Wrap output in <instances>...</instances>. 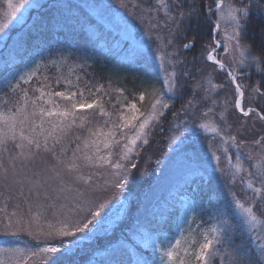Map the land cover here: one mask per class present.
I'll return each instance as SVG.
<instances>
[{
	"label": "snow or ice",
	"instance_id": "6c2138e0",
	"mask_svg": "<svg viewBox=\"0 0 264 264\" xmlns=\"http://www.w3.org/2000/svg\"><path fill=\"white\" fill-rule=\"evenodd\" d=\"M4 3L6 10L0 12V36L4 37L8 35L6 29L10 24L24 20V12L42 7L33 0H4ZM241 4L237 6L232 0L227 3L226 0H215L214 7L205 4L201 10L197 0H155L154 6L144 9L149 16L157 14L156 23L148 21V28L143 33L147 41H141L145 47L134 49V52L137 62L146 73H154L157 81L164 85L163 88H157L152 84L150 90L145 89L139 94L140 102H144L146 96L149 97L147 110L138 107L135 98L129 101L128 97L122 96V89H115L121 93L116 101L121 107L116 109L115 114L106 110L103 100L108 91L103 85H97L93 92L88 87V81L82 88L79 75L75 77V82L63 75L57 76L55 84L63 82V91H54L51 83H41L40 87H33V95H30L29 88L22 85H30L39 69L47 68L43 61L27 72L4 80L3 86L14 99H4L0 103V187L8 193L5 195L0 191L4 204L0 212L6 214L0 219V236L10 238L5 243L11 245L13 241L20 240L22 232H27L35 244L0 247V264H29L36 257L40 258L39 264H79L77 257L84 250L85 242L107 233L114 223L113 216L124 211L122 196L116 203L110 204L109 199L101 198L99 193L115 195L126 188L128 175L131 169L136 168V163L132 162L133 155L138 156L140 148L149 144L150 131L161 123V118L178 101L183 103L179 110L172 113L174 120L180 114L192 118L185 119L183 124L173 123L171 128L183 127L189 135H195L197 128L214 134L206 142L207 158L204 155L197 157L194 147L193 155L188 158L193 180L198 178L201 181L192 190L193 204L176 217V232L173 236L169 237L160 230L164 225H159L154 235L146 236L145 248L151 250V260L131 252L126 261L123 255L114 252L106 264H154V261L156 264H217V261L219 264H264V235L259 232L252 235L256 225L264 223V219L254 211L257 204L264 210V135L252 141L261 149L256 157L259 162L254 165L256 172L253 173L245 169L240 160V145L246 140L237 142V136L230 134L232 125L225 120L228 100L223 102L224 112L218 114L223 128L221 124H215L214 119L211 128L206 121L197 123V105L210 102V106L201 111L202 117H208L219 103L210 92L223 85H215L211 78H206V84L211 86L208 88L197 81L191 85L189 98L185 100V82L189 78V70L185 68L177 71V65L185 63L180 51H192L199 44V55L194 57V61L211 62L227 73L236 95L232 107L244 118L255 114L256 118L264 121V91L261 90L260 81L252 86L247 105L244 91L247 85L237 82L238 76L243 78L250 75L248 71L241 72L240 69L254 67L258 74L264 75V68L261 67L264 61V3L261 0H248L244 4L241 0ZM137 6L132 7L134 9ZM128 7L126 0H119L120 9L128 10ZM160 13L165 17L163 21L159 20ZM129 15L135 16V12H129ZM253 15L262 21L259 40L252 37L249 31ZM225 20L230 23L231 30L223 39H217ZM129 23L124 17V22L117 26L135 38ZM153 29H167V36L162 31L153 34ZM207 29L212 30L211 40L203 42L208 34ZM187 31L193 32L190 38L186 35ZM178 38L187 40L179 49L174 43ZM254 47L258 52L253 51ZM169 48L172 51H168ZM221 48L225 55L230 56L229 64L223 58H218L221 57ZM63 62H66L63 56L59 61H49L57 66ZM86 66V62L73 65L69 69V76L76 68L83 69ZM47 80L45 76L44 81ZM85 88L92 99L86 96ZM201 88L203 94L197 99V90ZM97 93L101 95L97 96ZM254 103L259 104V107L251 106ZM113 108H116L115 104ZM97 117L103 118L102 121ZM237 123V133L245 137L251 131L247 121ZM81 132L85 134L81 135ZM226 132L229 134L226 135ZM186 138H181L179 144H183ZM217 138L225 146L223 151L228 165L234 167L235 171L225 173L220 167L221 156L217 155L212 144V140ZM229 144L237 152L234 166L226 147ZM116 145H120V148L114 158ZM38 157L44 163V157H50L54 164L39 170L24 171L26 162L35 163ZM246 159L253 160V154L247 153ZM17 161L20 162L19 167ZM245 171L248 177L254 175L260 184L254 187L252 179L241 180L253 193L248 198L250 204L245 206L234 192H229L231 199L222 205L214 196H210L209 203L216 206L209 216V226L201 227L197 223L195 195L202 188L207 189L212 181L222 180L226 175L234 184L238 173ZM13 199L17 202L11 213H7V203ZM22 204L25 206L23 209ZM117 204L120 208H117ZM230 211L236 219L235 224L229 219ZM237 234L244 237L239 244L234 243Z\"/></svg>",
	"mask_w": 264,
	"mask_h": 264
},
{
	"label": "rangeland",
	"instance_id": "374dc122",
	"mask_svg": "<svg viewBox=\"0 0 264 264\" xmlns=\"http://www.w3.org/2000/svg\"><path fill=\"white\" fill-rule=\"evenodd\" d=\"M50 0H33L34 3H39L45 6ZM15 2V0H14ZM82 6L87 10L89 15H92L99 21L105 29L114 32L116 36L119 37V41L126 43L125 45H129L131 47L130 50L122 49L120 44L114 43L112 45L107 44L106 41H96L98 46V51L100 54L104 53H112L117 56L121 61L132 60L135 57L134 49H144V45L141 41H147V37L143 35L144 31L148 28V21L151 20L152 24L156 23L157 14L152 13L151 16L144 12L145 8L152 7L155 4L149 2V0H127L128 10L119 8V0H81ZM228 0H226V3ZM234 4L237 6H242L236 0H232ZM150 3V4H149ZM93 7H89V6ZM108 5L109 8L104 7H96ZM133 5H138L133 9ZM215 3L213 4V7ZM40 7V8H42ZM40 8H33L27 12H24V20L17 23L14 21L9 27L6 29L8 33L7 37L0 36V49L3 48L6 41L12 34L13 31L23 28L25 25L30 23L34 18L38 16L37 11ZM6 10V4L4 0H0V12ZM135 12V16L129 15V12ZM124 17H127L129 23V29L132 33L135 34V38L129 36L125 31H123L120 27H118V23L124 22ZM139 18V19H137ZM215 19V15L213 16ZM165 19L163 13L159 14V20L163 21ZM70 23H65L64 25L67 27ZM231 25L225 20L222 22L221 30L217 35V39H223L227 32H230ZM156 31H162L165 36H167V29H153V34ZM14 36V35H13ZM12 36V37H13ZM115 42V41H113ZM119 42V43H120ZM187 41H179L177 42L176 47L179 49L182 43ZM151 43V41H148ZM92 45V43H89ZM155 48V45H152ZM168 51H172L171 48ZM87 50L85 47H76L74 45L64 46L61 44H53L50 46L46 52L42 55L39 54L31 61H26L22 63H5L0 66V103L4 99H9L10 101L14 99L12 94L9 92L7 88L3 86V82L5 79H11L13 76H18L23 72L29 71L31 68L35 66V64L43 61L47 68L41 67L37 72L36 77L33 78L30 85H22V87L29 88V94L33 95L32 89L33 87H40L41 83L45 85L51 83L53 85L54 91H63L65 90V86L63 82L59 85L55 84V79L57 76L63 75L69 79H72L75 82V77L79 75L81 77L80 86L85 87V81H88V87H91L92 91L95 92V86L101 85L94 71L90 67L89 57L87 54ZM221 57L223 58L226 64L230 63V56L224 54V49H220ZM182 50L180 51V57L182 58ZM61 56L65 58L66 62H63L61 66H57L55 64H50V60L59 61ZM1 61V60H0ZM86 62V67L83 69L76 68L72 75L69 76V69L73 65H78ZM211 63V62H210ZM211 68H201V71H197L193 73L191 68L189 70V78L192 80L195 78L196 82L200 81L204 87L211 88L210 85L206 84V78H211L213 84L215 85H223L221 88L213 89L210 92V95L213 96L219 103L215 106L214 112L209 113L208 117H202L201 111L210 106V102H202L197 105L195 109V116L197 118V123L201 122V120L209 123V127L213 126V119L215 120V124H221L223 128V124L219 119L220 113L224 112V104L225 100L229 101V106L227 112L225 113V120L228 124L232 125L231 135L237 136V142L241 139H245L246 142L240 145V160L243 164V167L247 170L256 172L254 165L258 163L257 153L261 152L259 146H256L252 143L253 140L259 139L260 136L254 134L252 131H249L245 137H241L236 129L238 127V123L241 120H246L249 122L250 120L255 121L257 118L255 114L250 115V117L244 118L239 113V111L232 107V102L235 100V90L234 85L227 78V73L220 71L215 65H209ZM5 67H7L5 69ZM177 71H181V67L177 65ZM239 71H248L251 75L252 72H255L256 69L254 67H249L248 69H240ZM47 76L48 80L44 81V77ZM237 81L243 85H247L244 89L245 91V102L247 105L248 97L252 86L250 82L251 80L244 79L238 76ZM164 87V85H163ZM105 90L108 91V94L104 96V106L106 110L113 112L115 114L116 109L121 107L120 104H117V97L121 96V93L115 91V89H121L119 87H115L113 85H107ZM47 91V88H45ZM7 93V97L5 96ZM85 94L88 96L87 88H85ZM203 94V88L197 90L196 98L200 99V96ZM97 96L101 95V93H97ZM122 96L127 97L126 93L122 90ZM88 99H92L91 96H88ZM187 100V99H186ZM131 101V99L129 100ZM183 103V101H181ZM127 103V101H124ZM116 105V108H113V105ZM180 106L177 108L174 104L169 111L165 113V115L161 118V123L156 125L148 136L149 144L147 146H142L139 151V155H133L132 162L136 163V168L131 169L127 182L126 188L122 191L113 195L112 193H99L101 198H108L110 204L116 203L117 199L122 196L124 198V211H120L118 215L113 216L114 223L110 225L107 233L101 234L97 238L92 241H86L84 245V250L78 255L77 259L79 264H88L92 263L94 259L99 257L101 253L112 249L118 242L122 241L126 236H132L129 240L132 242L134 240H138L142 247H145L146 236L150 234H155L157 230H151L148 228V225L152 223H160L165 220L175 209L178 207L177 211H174L175 227L172 230H163L161 231L167 236L171 237L176 232L177 220L176 217L178 215H182L183 211L193 204V194H182L180 191V186L183 183H188L193 180L192 173L189 169L188 158L193 155V144L196 143V156L199 157L204 155L206 157L205 148L206 142L211 139L214 135L211 131H206L203 129H198L195 135H189L188 132L183 130V127L180 129L171 128L170 126L173 123H181L185 119H191V116H187L185 114H180L178 117L173 118L172 113L176 112L180 109ZM138 107H140L137 104ZM251 106L256 107L255 103ZM174 109V110H172ZM92 111V110H89ZM126 112L127 110L124 109ZM99 118V117H98ZM115 115L113 119H115ZM103 118H99L102 121ZM247 127L249 125L247 123ZM129 132L130 130H125ZM81 135L85 133L81 132ZM226 135L229 133H225ZM119 135V134H118ZM172 138L170 141L169 138ZM187 137L184 139L183 144H179V140L181 138ZM175 141V142H173ZM123 141H121V144ZM139 143V142H138ZM213 148L216 151L217 155L221 156L220 167L225 170V173H229L235 171L234 167H230L228 165V161L225 159V154L223 148L225 146L221 145L219 138L212 140ZM11 148V146H9ZM228 149V153L231 154L232 157V165L234 166L237 162V152L235 147L231 144L226 145ZM120 145H116L114 147V158L115 152L118 151ZM252 153L254 159L249 161L246 159V154ZM15 155V151L12 152ZM46 163L41 161V158L38 157L35 163H27L24 166V171L28 170H39L46 168L52 164L54 161L51 160L50 157H44ZM159 161V164L157 163ZM5 163L7 164V155H5ZM17 166H20V162L17 161ZM198 179V178H197ZM252 179L254 182V187H259V180L253 175L252 177L247 176V172H240L237 175L236 182L232 184L230 182V178L226 175L222 180L212 181L209 185L213 188V191L210 196H214L216 200L222 205L226 201L230 200L229 192H234L236 197L240 200V202L244 203L245 206L250 204V200L248 199L253 195L252 191L246 187V183H241V180ZM199 180V179H198ZM200 181V180H199ZM0 191L4 192L7 195V190L3 187H0ZM13 195H15V188H13ZM196 208L198 213L197 223L201 225V227H208L211 223L209 221V216L212 214L213 208L216 206L215 204H210L209 200L201 199L199 196H195ZM17 201L15 199L8 201L7 203V213H11L13 210V206ZM3 197H0V208H3ZM25 206L22 204V209ZM117 208H120V205L117 204ZM254 211L258 216H261L264 219V210L260 209V206L256 207ZM116 209H114V213ZM5 212H0V219L5 217ZM230 221L235 224L236 219L232 215V212H229ZM195 227V225H194ZM134 231V235L131 232ZM199 230L197 229V232ZM259 232L261 235H264V223H258L256 225L255 230L252 235H255ZM10 239L8 237L0 236V247H9V246H19L24 247L25 244L29 246H34L35 241L27 234V232H22L20 235L19 241H13L11 245L6 244L5 240ZM134 239V240H133ZM133 245V244H132ZM131 245V246H132ZM223 254V253H222ZM39 257L34 258V261H30L29 264H39ZM155 264V263H154ZM219 264V261H217Z\"/></svg>",
	"mask_w": 264,
	"mask_h": 264
},
{
	"label": "trees",
	"instance_id": "16d2710c",
	"mask_svg": "<svg viewBox=\"0 0 264 264\" xmlns=\"http://www.w3.org/2000/svg\"><path fill=\"white\" fill-rule=\"evenodd\" d=\"M236 1L241 3L239 0ZM149 2L155 4V0H149ZM197 2L201 10H203L205 4L212 6L215 3V0H197ZM261 2L264 3V0H261ZM37 13L38 16L30 23L21 29L13 31L14 33L12 36H14H10L3 48L0 49L1 65L10 62L19 64L31 61L39 54L42 55L46 52V50L53 44H61L64 46L74 45L82 48L85 47V50L88 51L89 65L104 88L110 84L115 87H119L126 93L128 100H133L135 98L136 103L142 108V110L148 109L149 97L146 96L145 101L140 102L138 100L139 94L145 89L150 90L152 84H155L157 88H163V84L157 81L154 73H146L142 65L137 62L138 58L136 55L134 59L123 62L112 53H99L100 51H98L96 41L101 40L106 41L109 45L118 43L124 50H130L131 47L129 45H125L126 43L120 42L119 37L116 36L114 32L105 29V27L97 21L95 17L89 15L87 10L82 6L81 0H50L45 6L40 8ZM66 22L70 23L67 27L64 25ZM261 24L262 21L253 15L249 23V31L251 36L256 40H259L260 38ZM194 26L195 24H193V27ZM211 31V29H207L208 34L205 35L203 42L211 40ZM186 35L190 38L193 35V32L187 31ZM179 41L184 42L187 40L178 38L174 41L175 45H177V42ZM251 42V39H249V43ZM89 43H92V45H89ZM253 51L258 52V49L254 47ZM182 53V58L185 63L184 65H179L181 67V71L185 68H191V71L196 73L198 68L209 69L211 68L209 65L214 66L210 62L194 61V57L199 55V44L192 51L182 50ZM261 67L264 68V61H262ZM6 68L7 67H5V69ZM243 78L246 80L250 79L252 84H256L257 81H260L261 90L264 91V75L258 74L257 71H255L252 72L251 75ZM195 83V78L192 80L188 78L186 80L185 100L189 98L188 93L191 92V85ZM180 103L182 102L178 101L175 103L177 108L180 106ZM255 105L256 107H259V104ZM96 119L99 120L98 117ZM248 120L249 122L247 123L249 125V129H251L254 134L258 136L264 135V121H261L258 118L255 121L250 120V118H248ZM198 129L199 128L196 129V132ZM193 146L196 147V143H194ZM200 183L201 181L196 179L195 181L192 180L188 183H183V185L179 188L182 194L189 195L193 194L192 190ZM213 188L214 187L209 185L207 189L202 188V190L196 195L201 199L209 200ZM258 206L259 204H257V207ZM177 210L178 207L176 206L165 220L158 224L152 223L148 225V228H151V230H158L159 225H164L162 228L163 230H172L175 227L174 211ZM165 221H167L166 224ZM131 234L134 235V231L131 232ZM246 235L247 233H245V236ZM130 238H132V236L124 237L123 240L118 242L112 249L101 253V255L94 259L92 263L88 264H106L107 260L112 258L114 252H118L123 255L126 261L128 260L131 252L146 256L151 260V250L142 247L138 240L133 239L134 241L131 242L129 240ZM243 238L244 237L237 234L234 239V243L239 244ZM154 263L156 264L155 261Z\"/></svg>",
	"mask_w": 264,
	"mask_h": 264
},
{
	"label": "bare ground",
	"instance_id": "6f19581e",
	"mask_svg": "<svg viewBox=\"0 0 264 264\" xmlns=\"http://www.w3.org/2000/svg\"><path fill=\"white\" fill-rule=\"evenodd\" d=\"M239 1H241V0H239ZM247 2H248V0H243V3L244 4H247ZM239 3V2H238ZM239 4H241V3H239ZM242 5V4H241ZM213 6V5H212ZM214 19V18H213Z\"/></svg>",
	"mask_w": 264,
	"mask_h": 264
},
{
	"label": "water",
	"instance_id": "95a60500",
	"mask_svg": "<svg viewBox=\"0 0 264 264\" xmlns=\"http://www.w3.org/2000/svg\"><path fill=\"white\" fill-rule=\"evenodd\" d=\"M238 82V81H237Z\"/></svg>",
	"mask_w": 264,
	"mask_h": 264
}]
</instances>
